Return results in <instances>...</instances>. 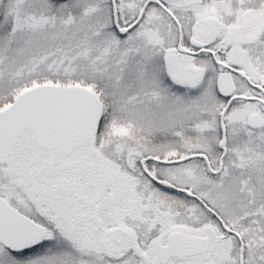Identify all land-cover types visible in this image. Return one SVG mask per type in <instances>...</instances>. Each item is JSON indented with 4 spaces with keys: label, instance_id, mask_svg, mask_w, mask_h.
I'll use <instances>...</instances> for the list:
<instances>
[{
    "label": "snow or ice",
    "instance_id": "1",
    "mask_svg": "<svg viewBox=\"0 0 264 264\" xmlns=\"http://www.w3.org/2000/svg\"><path fill=\"white\" fill-rule=\"evenodd\" d=\"M0 264H264V0H0Z\"/></svg>",
    "mask_w": 264,
    "mask_h": 264
}]
</instances>
